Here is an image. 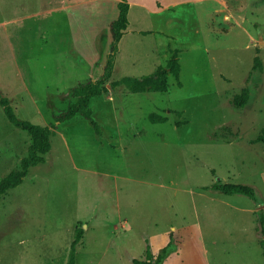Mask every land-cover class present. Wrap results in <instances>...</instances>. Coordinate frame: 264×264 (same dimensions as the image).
Returning a JSON list of instances; mask_svg holds the SVG:
<instances>
[{
    "label": "rangeland",
    "instance_id": "rangeland-1",
    "mask_svg": "<svg viewBox=\"0 0 264 264\" xmlns=\"http://www.w3.org/2000/svg\"><path fill=\"white\" fill-rule=\"evenodd\" d=\"M132 1L145 8L128 7L108 81L172 54L177 75L163 92L106 84L88 104L96 126L79 114L55 124L42 161L0 197V264H66L79 227L73 264H134L147 247L156 264H264V143L253 141L264 125V0ZM115 3L0 0V94L18 118L49 124L72 86L99 77ZM29 142L0 107V178ZM215 181L248 184L254 197L203 188Z\"/></svg>",
    "mask_w": 264,
    "mask_h": 264
},
{
    "label": "trees",
    "instance_id": "trees-1",
    "mask_svg": "<svg viewBox=\"0 0 264 264\" xmlns=\"http://www.w3.org/2000/svg\"><path fill=\"white\" fill-rule=\"evenodd\" d=\"M116 8V17L108 23L110 41L99 77L95 80L78 82L72 86L70 88V95L74 98V101L68 102L64 110L53 115L52 121L49 124L41 125L18 118L8 100L0 94V107L4 118L13 127L25 131L30 138L25 155L19 159L18 168L10 170L0 178V197L6 190L18 185L30 167L42 161L41 155L46 153L50 148L49 137L53 134V128L56 123L70 119L75 114H79L84 119H87L92 126H96L90 117L88 104L91 97L98 96L107 91L106 84H108L111 90L117 85H123L126 91L130 93L163 92L165 90L166 74L171 73L177 75L178 63L176 56L173 54L164 66H156L151 73L139 77L122 76L117 80L108 81L114 63L118 40L127 25V0H118L116 2ZM252 68L261 69L260 59L257 55L252 58ZM248 94L249 90L244 86L238 93H234L231 96L229 102L234 108H242L248 100ZM149 117L151 121L164 120L154 114H150ZM253 141H261L264 143V125ZM203 188L217 191L221 194H243L249 198L254 197L253 188L244 183L215 181L209 187L204 186ZM81 230L80 227L76 229L75 235L70 243V254L66 264H73V250L80 238ZM159 258L160 255H157V259ZM157 259H153V254L149 252L147 247L145 249V258L133 259L132 262L134 264H156Z\"/></svg>",
    "mask_w": 264,
    "mask_h": 264
},
{
    "label": "crops",
    "instance_id": "crops-1",
    "mask_svg": "<svg viewBox=\"0 0 264 264\" xmlns=\"http://www.w3.org/2000/svg\"><path fill=\"white\" fill-rule=\"evenodd\" d=\"M118 0H116V2H117ZM127 2H128V7L132 4H136V6H139L140 8H145L143 5H142V3H139V2H135V1H132V0H127ZM178 1H174V2H171L170 4H166V5H164V6H162V7H160L159 9H158V11H162V10H164L167 6H170V5H172V4H175V3H177ZM115 5H116V3H115ZM117 14V13H116ZM114 15V14H113ZM113 15H112V18H113ZM115 17H116V15H115ZM114 19V18H113ZM112 20V19H111ZM110 20V21H111ZM168 21L170 20V19H167ZM109 21V22H110ZM127 26V25H126ZM126 28V27H125ZM125 30V29H124ZM152 32V30H147V32ZM123 34V33H122ZM122 36V35H121ZM110 41V40H109ZM118 44V43H117ZM117 51V50H116ZM173 55V54H172ZM102 71V70H101ZM149 120H150V117H149ZM151 121V120H150ZM154 122V121H153ZM126 126H127V123L125 124ZM124 125V126H125ZM133 129V131L132 132H130V131H128V133H127V135L128 136H126L125 137V139L124 140H126V139H128V138H135V136H136V130L134 131V128H132ZM119 134V133H118ZM118 134H117V136H118ZM119 136H120V134H119ZM119 136H118V138H119Z\"/></svg>",
    "mask_w": 264,
    "mask_h": 264
},
{
    "label": "water",
    "instance_id": "water-1",
    "mask_svg": "<svg viewBox=\"0 0 264 264\" xmlns=\"http://www.w3.org/2000/svg\"><path fill=\"white\" fill-rule=\"evenodd\" d=\"M106 87H108V86L106 85Z\"/></svg>",
    "mask_w": 264,
    "mask_h": 264
}]
</instances>
